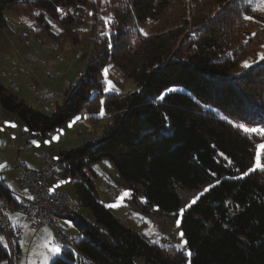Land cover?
I'll use <instances>...</instances> for the list:
<instances>
[{
    "label": "trees",
    "instance_id": "16d2710c",
    "mask_svg": "<svg viewBox=\"0 0 264 264\" xmlns=\"http://www.w3.org/2000/svg\"><path fill=\"white\" fill-rule=\"evenodd\" d=\"M255 3L0 0V29L7 27L6 12L31 16L37 42L81 45L80 36H89L98 24L92 37L96 56L51 115L20 102L0 83L1 109L17 115L36 136L62 126L83 108L92 121L101 107L111 119L101 139L61 153L59 166L67 163V176L81 180L73 184L77 205L88 208L94 222L76 212L71 219L81 226L83 238L51 264H136L138 259L145 264H264V171L243 175L255 163L260 137L228 122L264 127V15L252 11ZM109 16L106 24L102 18ZM50 20L60 23L59 34ZM147 23L156 34H130ZM104 68L119 69L136 89L108 95L103 105L99 95L90 98L93 88L103 89ZM104 159L129 189L141 193L145 208L156 207L163 216L177 215L183 191L215 184L183 216L189 260L174 246L148 244L99 203L82 170ZM0 193L6 194L1 188ZM8 259L0 240V264Z\"/></svg>",
    "mask_w": 264,
    "mask_h": 264
},
{
    "label": "rangeland",
    "instance_id": "374dc122",
    "mask_svg": "<svg viewBox=\"0 0 264 264\" xmlns=\"http://www.w3.org/2000/svg\"><path fill=\"white\" fill-rule=\"evenodd\" d=\"M258 13L264 15V12L258 11ZM4 17H6L7 27L5 29H0V83L9 89L10 85L7 83L6 79L2 78V75L5 74L6 77L12 79L14 78V76H12L13 72L15 73V70H18L16 73H20V80H12L19 86V91L15 93L11 91L12 95H15L20 102L25 101L24 103L28 104L29 106L31 105L36 107L40 110L39 112L47 116L51 115L57 106L63 105L65 98L67 97V94L64 92L78 84L79 78H81L86 72V65H88L89 60L96 56L92 37L95 38V34L98 31V24H95L92 33L89 31V28L87 29L90 33L89 36H80V38H82L81 40L83 44L76 46H61L50 39L43 42H37L34 39V35L31 31V28L34 25L31 16H18L13 13L6 12ZM50 21L52 24L51 28L55 33H58V31L61 30L60 23L52 20ZM30 24L32 27L29 26ZM53 25H55V27H53ZM139 29H143V32L147 33V35H143L141 31H134L130 34H132L134 37H138L140 33L141 35L139 37L142 38H147L149 35L156 34L148 23L143 27L137 28V30ZM12 32H14V34ZM15 34H18L21 37L22 42L26 44V48L29 50L24 51L25 47L23 48L22 46L25 45L20 42L21 40H19V37H17L18 35L16 36ZM12 40H16V42H18H15L17 44L16 46L15 43H12L14 42ZM137 42L138 39L135 38L134 44ZM25 57H28L29 59L31 58L33 61H27L28 64H24V69H17L18 67H16L15 64L18 61L25 59ZM108 78L113 82L115 87L119 89V92H105L103 90L105 85L102 72L99 80L103 83V89L101 92H99L100 89L98 87L93 88L90 91V98L99 95L100 101L104 102L105 97L108 95H117L125 93V91L128 92L136 89L135 82L124 77L123 73L117 68L109 69ZM35 80L40 81V86L35 85ZM66 83L68 84L66 85ZM32 85L38 90L48 89L51 90V92L53 91L54 93H59L61 98L58 99L54 105H52L53 108L49 107L51 104L45 101H40L29 88V86ZM99 93H101V95ZM85 110L88 113V110ZM99 113L96 116V118H98L96 121H92L87 118L88 115L81 116L80 113L74 114L65 124L55 128L51 131V133L58 134V137L62 142H67L69 145L68 149L75 150L83 147V144L85 143L98 141L101 139L103 134L102 130H104V127L111 121L106 113L103 117H101ZM77 116L81 118L79 120H75V117ZM74 120L75 122L72 123V127H69V123ZM29 134H31V137L33 138V134L30 130ZM257 144H264V140H262L260 137ZM257 151V155L259 154L261 164H264V148H261ZM84 161H87V158H85ZM90 166L91 167H84L82 171L89 178V180H92L96 193L100 199L106 200L108 204L115 201V199L113 200L103 191V185H111L115 187L120 193L118 196H120L121 193L126 190L130 191V196L126 197L119 207L109 208L124 226L136 231L137 234H139L140 237L150 245L175 246L176 244L180 243L178 233L183 230L181 224L179 228L177 227L176 221L177 219H180L182 223L183 216L186 212H184L182 216L178 215L179 212L177 215L174 214L172 216H163L156 207L145 208L143 206L142 195H140L141 193L134 192V190L132 191L128 188L125 181L118 175L117 170H115V166L110 162V160L104 159L92 163ZM68 167L69 165L67 163H64L63 166H57L53 171V177L49 179L48 186L50 187L51 191L54 189L53 191H61L66 193L69 198L77 202L78 198H76V188L73 185V182L69 181L68 178L65 177L66 175L64 171ZM259 171L262 170L259 169ZM79 180L80 179H77V181L75 180L76 183L81 182ZM61 181L69 182L60 184ZM58 184L59 187H56ZM206 187L207 186L201 187L199 191H183L181 193V208H184L187 204H189L191 199L196 196L197 193L202 192ZM101 191L105 194V196ZM78 210H86L87 212L91 213L88 208H83L79 205ZM67 222L70 225L71 230L75 232L78 237L83 236L82 228L79 226V224H76L75 220H68ZM184 238L187 240L186 236H184ZM153 241L158 242L154 243ZM188 250L189 249L187 245V247L180 252L186 256L185 253ZM41 258L42 256L40 255L35 256V258H33V263L37 264ZM135 261L136 264H145V262L140 259ZM42 262L43 260L41 263ZM186 264H188V262Z\"/></svg>",
    "mask_w": 264,
    "mask_h": 264
},
{
    "label": "crops",
    "instance_id": "0c3cea01",
    "mask_svg": "<svg viewBox=\"0 0 264 264\" xmlns=\"http://www.w3.org/2000/svg\"><path fill=\"white\" fill-rule=\"evenodd\" d=\"M12 33L14 34V32ZM17 37H19V40H21V37L19 35ZM12 41H11L12 43L16 42V40H12ZM20 42H22V40ZM16 43L15 46L17 45ZM22 43L25 45L22 46L23 48L25 47L24 51L29 50L28 48H26L27 47L26 44L24 42ZM25 59L20 60L15 64L16 67H18L17 69H24L23 67L25 63L28 64V62L33 61L31 58L30 60L28 57L27 58L25 57ZM17 71L18 70H15V73L13 72L12 74V76H14V78L12 79L14 80L15 79L20 80L21 75L20 73H16ZM2 78L6 79L3 75ZM35 81H36L35 85L40 86L41 84L40 81L38 80ZM67 84L68 83H66V85ZM18 87L19 86L17 85V88L14 91V93L19 91ZM26 105L29 106L28 104ZM29 107L33 109L36 108L31 105ZM35 110L40 111L37 108ZM12 125H15V127H13ZM24 134H27V136L24 137ZM53 137H57V139H53ZM30 138L32 137L31 134H29V128L23 121H21V119L17 115L5 111L3 109H0V164L6 165V167L0 169V188L6 194L3 193L4 195H2L0 193V195L2 196L6 195V197L9 198V200L13 204H28L30 202L32 195L28 187H23V174H22L23 172L19 169L13 168L11 166L12 163L20 159V161L24 162L28 168L37 170L42 166L43 163L42 155H47L50 157V159L59 161L62 152H70L74 150V149H68L69 145L67 144V142H62L61 139H59L58 134H54L51 132L46 134L45 136H36V134L35 135L33 134V138L32 139ZM34 141L36 143H34ZM45 141H48L49 143H45ZM37 144H39V146H37ZM57 157L58 159H56ZM65 175H66L65 177H67L69 181H72L73 184L76 183L75 179H73L71 176H67L66 172ZM90 184H92L94 188L96 195L95 197L97 198L99 203L110 211V209L106 207V205L108 204L106 200H102L100 199V197H98V194L96 193L95 186L92 180ZM53 192H61V191H53ZM77 210L75 211L79 216H82V218H84L88 222L91 223L94 222V219L90 212H87L86 210H82V211L79 210L77 211ZM2 214H3V218L2 219L0 218V225L3 224L4 222V224L8 228V232L2 231L0 233V237H3V239L1 240L3 246L10 252V250H13V248H11L10 241L8 240L9 237L14 235L19 239V243L17 244L15 251L17 254L15 258H13L16 264H35L33 263V258H35V256L37 255L42 256L41 253L47 251L43 247L45 241H52L54 243H57V238H56L57 234L55 230H53L51 227L43 226L39 229H35L32 226L35 221L34 216H27L17 212H4ZM68 220H72V219H60L57 225H59V228L70 239L71 245H74L83 237L82 236L78 237L75 234V232L71 230L70 225L67 222ZM66 249H67L66 247L62 246V254L59 257L64 256V254L66 253L65 251ZM59 257L50 259L48 261V264H51L52 261H54ZM42 260H43V256L37 264H44V260L41 263ZM11 262L12 259H8L6 261H3L1 264H11Z\"/></svg>",
    "mask_w": 264,
    "mask_h": 264
},
{
    "label": "built area",
    "instance_id": "2783aa9c",
    "mask_svg": "<svg viewBox=\"0 0 264 264\" xmlns=\"http://www.w3.org/2000/svg\"><path fill=\"white\" fill-rule=\"evenodd\" d=\"M13 85V84H12ZM37 89V88H35ZM38 94L40 97H45L49 100L48 92L51 90H38ZM80 115H82V111H80ZM24 136H26L24 134ZM43 163L41 168L39 169H30L27 165L20 161V159L16 160V162L12 163L11 166L15 169L21 170L23 173V187H28L31 191V199L28 204H13L9 198L6 196L0 195V218H3L4 212H17L27 216H34L35 221L33 223V227L35 229H39L43 226H49L52 229H60L58 224L59 220H56V213L63 212L62 204H72V200L68 198V195L63 192H53L51 191L49 185V179L47 172V167L56 168V162L53 160H47L45 155H42ZM110 193H113L114 199L118 197L120 194L119 191L111 186L107 185ZM0 231H7L8 228L6 225H0ZM60 235H62V246L68 249V243L70 239L65 235V233L60 229ZM11 248H13V256L11 264H16L15 258L16 256V246L19 243V239L16 236H10L9 239Z\"/></svg>",
    "mask_w": 264,
    "mask_h": 264
},
{
    "label": "snow or ice",
    "instance_id": "6c2138e0",
    "mask_svg": "<svg viewBox=\"0 0 264 264\" xmlns=\"http://www.w3.org/2000/svg\"><path fill=\"white\" fill-rule=\"evenodd\" d=\"M105 2H108V0H105ZM57 11L63 12V9H59L58 8ZM252 11L264 12V0H256L255 6L252 8ZM89 14L91 15L92 13H89ZM35 15L39 16L40 13L37 12V13H35ZM244 18L247 19V20H253L254 19L252 16H245ZM102 19H104L106 24H107V22L110 21L112 18H111V16H109L107 18H102ZM29 26L32 27L31 24ZM53 27H55V25H53ZM140 31H141V33L143 35H145V36L147 35V33L143 32V29H141ZM57 34H59V31H58ZM109 47H111V43L110 42H109ZM261 58L264 59V55H262ZM242 67H244L245 69L250 67L249 62L248 61H244L242 63ZM108 72H109L108 68H104L103 69V77H104V85H105L103 90L105 92H109V91L119 92V89L116 88L115 85L113 84V82L108 78ZM163 98H164L163 95H161L159 97V99H163ZM103 103L104 102L101 101V105H103ZM99 114L101 115V117H103L105 115L103 107H101ZM80 118L81 117L77 116V117H75V120H79ZM224 119H227V117H224ZM75 120L70 122L68 126L72 127V123H74ZM228 122L230 124H232L234 127H236L237 129L242 130L246 134L251 135V134L254 133V134L260 136L262 140H264V127H248L244 123L231 121V120H229ZM12 126L15 127V125H12ZM53 139H57V137H53ZM34 143H36V142L34 141ZM45 143H49V142L45 141ZM37 146H39V144H37ZM256 148H257V150H260L261 148H264V144H257ZM221 155H223V153H221ZM56 159H58V157ZM4 167H6V165L0 164V169H3ZM257 169H260V170L264 171V164H261L260 158H259V154L256 156L255 163L252 165V167L249 168L246 172H244L243 175L247 176L250 172L255 171ZM67 182H69V181H61L60 184L67 183ZM216 183H219V181H217ZM56 187H59V184ZM214 187H215V184H210L206 188H204V190L202 192L197 193V195L194 196L191 199L189 204H187L184 208H181L179 210V214L178 215L182 216L187 208H189L193 204H195L197 202V200L200 199V197L204 196L206 193H208ZM128 196H130V191L126 190V191L122 192L121 195L118 196L113 203L107 204L106 207H108V208H117V207H119L122 204L123 200L126 197H128ZM180 224H181V220L177 219L176 225H177L178 228L180 227ZM178 235H179V238H180V243L176 244L174 247L178 251H183L187 247L188 241L184 238L185 234H184L183 231H180L178 233ZM2 239H3V237H0V240H2ZM153 242L157 243L158 241H153ZM43 247L47 250V251L41 253V255L43 256L44 264H48V261L50 259H54L56 257H59L62 254V246L60 244H58V243H54L52 241H45V243L43 244ZM185 255H186V257L190 258L192 253H191L190 250H188L185 253ZM189 264H190V261H189Z\"/></svg>",
    "mask_w": 264,
    "mask_h": 264
},
{
    "label": "bare ground",
    "instance_id": "6f19581e",
    "mask_svg": "<svg viewBox=\"0 0 264 264\" xmlns=\"http://www.w3.org/2000/svg\"><path fill=\"white\" fill-rule=\"evenodd\" d=\"M3 76L6 78L7 82H8L9 85H10V88L12 89V91H15L16 88H17V83L14 82L12 79L6 77L5 75H3ZM51 77H52V76H51ZM12 84H13V85H12ZM29 88L33 91V93L36 95V97H37L40 101H45V102L51 104V106L54 105L58 99L61 98V96H60L59 93H54V92L52 91V92H48V94H49V100H48V99L45 98V97H40V95L38 94L39 92L37 91V89H35V88L33 87V85H32V86H29ZM42 90H43V89H42ZM81 111H85V113L82 112V115H83V116H85V115L87 114V111H86L85 109H83V110H81ZM25 135L27 136V134H25ZM26 136H24V137H26ZM45 156H46V159H47V160L50 159L49 156H47V155H45ZM50 160H53V159H50ZM53 161H55V160H53ZM55 162H56V165L59 166V162H58V161H55ZM54 170H55L54 167H47V172H46V173L48 174V179H50V178L53 177V173H54L53 171H54ZM103 191L107 194V196H110V198H112V199L114 200L113 193H110V191L108 190V188H107L106 185H103ZM68 198H69V196H68ZM70 200H72V199L70 198ZM72 203H73V205H72V204H65V205L62 204V211H63V212H57V213H56V220H58V219H71L72 217H74V215H75V213H76L75 210L78 209V206H77V203H76L75 201H73V200H72ZM58 226H59V225H58ZM53 230H55V232H56V234H57V237H56V238H58L57 243L62 245V238H61L62 235H60V229H53ZM68 249H73V247H72L70 241H69V243H68ZM12 252H13V250H10V252H9L11 256H12ZM10 258H11V257H10Z\"/></svg>",
    "mask_w": 264,
    "mask_h": 264
}]
</instances>
